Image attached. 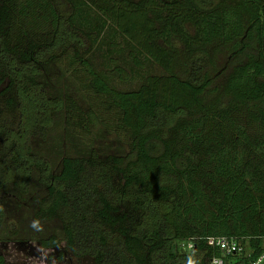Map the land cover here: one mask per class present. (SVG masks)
<instances>
[{
  "label": "trees",
  "instance_id": "1",
  "mask_svg": "<svg viewBox=\"0 0 264 264\" xmlns=\"http://www.w3.org/2000/svg\"><path fill=\"white\" fill-rule=\"evenodd\" d=\"M48 65L83 109L65 83L49 92ZM61 107L71 128L102 125L128 149L52 170L31 138ZM33 170V218L61 225L34 239L58 257L208 264L220 252L205 238L225 235L245 251L223 264H249L264 250V0H0V190L26 193Z\"/></svg>",
  "mask_w": 264,
  "mask_h": 264
},
{
  "label": "rangeland",
  "instance_id": "2",
  "mask_svg": "<svg viewBox=\"0 0 264 264\" xmlns=\"http://www.w3.org/2000/svg\"><path fill=\"white\" fill-rule=\"evenodd\" d=\"M92 60L96 63L98 58L92 57ZM220 63L219 60L217 64ZM43 71L54 72V75L48 77L46 74L43 75L44 78H49L46 79V83L51 94H63L66 90L63 86L65 83L68 85L69 96L82 109L85 107L81 93L74 92L67 78L65 76L56 78L55 74H59L57 65H48ZM110 82L116 88L129 89L133 88L138 80L134 77L129 81L120 82L112 77ZM31 147L33 152L49 161L52 170L57 171L60 159L64 155H88L94 152L98 157H103L107 154H122L128 149V142L123 135H118L102 125H96L88 130L79 125L71 128L66 124L64 108L61 107L54 112L52 123L47 127L45 135L32 136ZM44 189L45 187L36 179L35 170L29 177L28 190L24 194L18 195L10 183L2 186L0 209L3 222L0 229L2 236L0 252L4 257V264H94L90 256H74L67 250L62 257H58L56 249L44 248L34 239L48 233L57 235L61 233L57 217L39 221L33 218L35 197L41 195Z\"/></svg>",
  "mask_w": 264,
  "mask_h": 264
},
{
  "label": "built area",
  "instance_id": "3",
  "mask_svg": "<svg viewBox=\"0 0 264 264\" xmlns=\"http://www.w3.org/2000/svg\"><path fill=\"white\" fill-rule=\"evenodd\" d=\"M205 243L219 250L220 255H211L207 259L208 264H223V255L240 253L245 251V244L238 238L225 235H212L205 238ZM179 245L189 249L192 246L191 238L180 241ZM249 253L246 252V255ZM249 264H264V250L249 260Z\"/></svg>",
  "mask_w": 264,
  "mask_h": 264
}]
</instances>
